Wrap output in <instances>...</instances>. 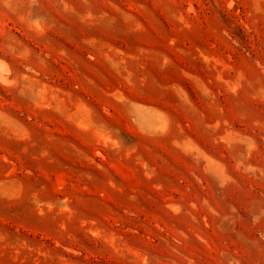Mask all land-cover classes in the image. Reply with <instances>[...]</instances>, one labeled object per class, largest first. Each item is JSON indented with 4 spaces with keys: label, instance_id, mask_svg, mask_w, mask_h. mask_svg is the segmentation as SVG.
<instances>
[{
    "label": "rangeland",
    "instance_id": "rangeland-1",
    "mask_svg": "<svg viewBox=\"0 0 264 264\" xmlns=\"http://www.w3.org/2000/svg\"><path fill=\"white\" fill-rule=\"evenodd\" d=\"M0 61V264H264V0H0Z\"/></svg>",
    "mask_w": 264,
    "mask_h": 264
},
{
    "label": "bare ground",
    "instance_id": "bare-ground-1",
    "mask_svg": "<svg viewBox=\"0 0 264 264\" xmlns=\"http://www.w3.org/2000/svg\"><path fill=\"white\" fill-rule=\"evenodd\" d=\"M7 73V67L3 61H0V77L5 76ZM4 78V77H3ZM5 79H8L5 77Z\"/></svg>",
    "mask_w": 264,
    "mask_h": 264
}]
</instances>
